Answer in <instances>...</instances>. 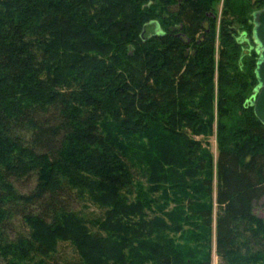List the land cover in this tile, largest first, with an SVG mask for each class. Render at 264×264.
Instances as JSON below:
<instances>
[{
    "label": "trees",
    "instance_id": "obj_1",
    "mask_svg": "<svg viewBox=\"0 0 264 264\" xmlns=\"http://www.w3.org/2000/svg\"><path fill=\"white\" fill-rule=\"evenodd\" d=\"M251 1L225 0L216 66L220 0H0V264H264Z\"/></svg>",
    "mask_w": 264,
    "mask_h": 264
},
{
    "label": "rangeland",
    "instance_id": "obj_2",
    "mask_svg": "<svg viewBox=\"0 0 264 264\" xmlns=\"http://www.w3.org/2000/svg\"><path fill=\"white\" fill-rule=\"evenodd\" d=\"M256 0H252L250 4L251 5V9H250V13L254 14L255 12L261 10L262 8H257V6H255ZM225 0H220V2L214 4L213 6V10L215 13H217L218 15V20H217V27H216V44H215V62H216V66L218 63V57H219V51H220V37H219V30H220V25H221V20H222V13H223V6H224ZM159 11V9H158ZM251 14V15H252ZM209 15V13H208ZM253 16H251L250 20H254L252 19ZM160 22H162L164 19L160 18L159 19ZM232 19H228V22H230ZM159 22V21H158ZM234 25L237 28L238 32L235 35L236 40L242 45V50L247 54L249 53V56L246 57H242L237 60L239 62V64L243 65V67L241 69H245L243 71L249 70L248 65L246 66V63L244 62V60L246 61H250L249 57L251 56V54L254 53V50L256 49L257 45L254 44L253 42V38H251V35L248 34V32L245 29H242L241 25L234 21ZM251 24V23H250ZM156 27V28H155ZM152 26L149 27L148 30L146 31L145 35L146 37L151 36L155 33H157L159 31V27L157 26ZM238 64V65H239ZM217 133L216 131L214 132V135L212 138H210V149L211 152L214 156V160H216L217 155H218V148H217V137H216ZM198 140H202L204 142V139L202 137L196 138ZM37 176L33 175L30 176L28 178H25L21 181H16V180H12L13 186L15 188V190L17 191L18 194L20 195H24L27 196L31 193H33L37 187ZM216 188V186H215ZM69 204V208H71L73 211H77L80 212L81 214L85 215L86 217H88L89 219H94L97 217H102L104 214V210L99 208L98 206L94 205L93 203L86 201V200H80V199H76L73 195H71V200L68 202ZM23 208L20 209V211H18V213L15 215V217L10 221V223L7 226V230H5V235L6 237H8L11 240H15L19 234H23L25 235L26 233H28V229L27 227L24 225L23 221H22V217H21V212ZM216 214H217V208L215 206L214 208V219L216 218ZM254 214L257 215L258 217H261L264 219V200H261L259 202V204H257L256 206H254ZM215 226V224H214ZM77 253L74 251L73 247L69 246V245H61L60 248V252L56 257V261H66V262H72L76 259L77 257ZM212 264H219V259L216 255L215 252V248L213 250V255H212Z\"/></svg>",
    "mask_w": 264,
    "mask_h": 264
},
{
    "label": "water",
    "instance_id": "obj_3",
    "mask_svg": "<svg viewBox=\"0 0 264 264\" xmlns=\"http://www.w3.org/2000/svg\"><path fill=\"white\" fill-rule=\"evenodd\" d=\"M253 38L259 55L255 70L258 86L255 88L251 105L256 118L264 124V6L253 14Z\"/></svg>",
    "mask_w": 264,
    "mask_h": 264
}]
</instances>
